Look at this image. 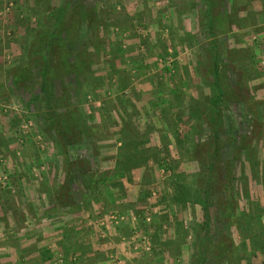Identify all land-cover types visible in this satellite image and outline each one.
<instances>
[{
  "label": "rangeland",
  "instance_id": "obj_1",
  "mask_svg": "<svg viewBox=\"0 0 264 264\" xmlns=\"http://www.w3.org/2000/svg\"><path fill=\"white\" fill-rule=\"evenodd\" d=\"M0 264H264V0H0Z\"/></svg>",
  "mask_w": 264,
  "mask_h": 264
},
{
  "label": "trees",
  "instance_id": "obj_2",
  "mask_svg": "<svg viewBox=\"0 0 264 264\" xmlns=\"http://www.w3.org/2000/svg\"><path fill=\"white\" fill-rule=\"evenodd\" d=\"M68 7H69V3H64L60 9L57 11L58 14L56 15V18H55V21L52 23V25H54V27H57L58 24L60 23V21L65 17L67 16V10H68ZM71 14H69V17L70 19L72 18V15L70 16ZM208 23L210 25V27L212 26L213 24V17H212V14H211V11L209 10L208 8ZM44 51V50H43ZM45 52V51H44ZM47 52V51H46ZM45 57V55H44ZM44 60H46V58H44ZM38 76L40 77V80L42 79V83L43 81H49V77L51 76H54L55 74L52 72V69L51 67L48 68V71L46 69H41V70H38ZM47 75V76H46ZM48 84H46L47 86ZM218 90V89H217ZM220 95H222V92H218V95H217V98L219 99L220 98ZM53 104L56 105V103L54 102ZM66 120H71L69 118V115L67 114H64V111H57V109L53 108L51 109L48 114H47V117H46V123L49 127H51L52 129L56 130V132L59 133V135H64V139H63V142L64 143H67V142H73V141H76L77 140V133L75 131L73 132H67V125L65 124V119ZM65 127V130L62 131V127ZM75 130V129H74ZM72 133V134H71ZM70 135V136H68ZM234 138V137H233ZM229 162V161H228ZM210 167V166H209ZM208 167V174H207V180H206V184H205V194L203 193L204 195V198L206 199V201L208 202L209 200V196L211 194V192L214 190L213 188H215V185L216 183H218V180L216 181V183L214 182L213 183V180L211 177H213V175L211 176V167L209 168ZM228 170L227 171V175L225 174L226 177L232 175V170L230 168H227ZM229 183H226V185H228ZM224 185V184H223ZM224 185V186H226ZM226 189L228 191H230V189L226 186ZM226 201L228 202L229 201V198L226 199ZM227 202L224 203V202H221V200H219L218 202V205L220 208H230V205L229 202H228V206H227ZM223 238V237H222ZM210 239L208 240V243H210ZM225 241L220 239L216 244L215 246L212 247L213 251L215 249L218 250V254L216 255V258H221V256H224L228 253L229 249L228 247L226 246V244L224 243ZM225 245V246H224Z\"/></svg>",
  "mask_w": 264,
  "mask_h": 264
}]
</instances>
